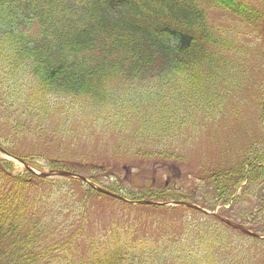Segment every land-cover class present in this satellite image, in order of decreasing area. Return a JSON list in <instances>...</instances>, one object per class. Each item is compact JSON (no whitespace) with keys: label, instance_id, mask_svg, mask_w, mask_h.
I'll use <instances>...</instances> for the list:
<instances>
[{"label":"trees","instance_id":"16d2710c","mask_svg":"<svg viewBox=\"0 0 264 264\" xmlns=\"http://www.w3.org/2000/svg\"><path fill=\"white\" fill-rule=\"evenodd\" d=\"M75 121L105 140L131 134L152 164L174 160L177 138L200 124L222 126L229 135L182 195L164 184L137 194L94 162L104 176L86 174L62 146L49 166L132 199L218 207L264 233V0H0V146L36 165L38 138L68 139ZM101 198L135 218L86 222ZM248 237L195 209L130 205L0 156V264H255L239 238L264 240Z\"/></svg>","mask_w":264,"mask_h":264},{"label":"rangeland","instance_id":"374dc122","mask_svg":"<svg viewBox=\"0 0 264 264\" xmlns=\"http://www.w3.org/2000/svg\"><path fill=\"white\" fill-rule=\"evenodd\" d=\"M216 127L218 128L209 130L208 126L200 124V134L196 130V133L190 136L188 141H184L181 136L178 137L175 141V146L180 150H175V155L173 154L172 158H170L174 160L166 158L164 159V164L166 165H160L156 169L150 166L151 162L149 160L151 158L139 157L138 152L131 147L129 141L131 134H124L122 138L116 140L114 138L116 135L109 132L108 134L111 136L105 140L101 139V137L106 135L105 129L96 130L93 126L78 125L75 121L73 124L74 132L68 139L67 136L66 139L60 141L57 138L51 140L39 137L34 146L39 147L38 151H36L37 155L40 153L42 155L36 158L35 161H37L42 171H48L50 168L47 164L50 162H47L51 158L60 159L52 151L57 146H62L66 160L84 164L82 170L83 172L86 171V174H95L98 177L104 176L103 173L89 169V166H86L90 162H94L105 166L107 169L105 172L111 175L112 181L119 178L117 181L120 185L126 186L128 190L137 192V194L152 189L155 190L167 181V185L171 189L182 195V193L185 194L183 190L186 189V185H193L197 182L194 178L197 173L190 175V172H195L200 163H208L210 159L214 160L218 144L222 142L226 135H229V133L223 132L222 126ZM245 127L246 125H242L238 129L245 130ZM81 129L85 133L77 137L76 133ZM31 142L26 140L24 145H29ZM138 142L141 141L139 140ZM6 157L11 159V157ZM11 160H13L17 170L22 169L23 165L20 162L15 159ZM124 166L127 168L124 169ZM209 196L210 194L206 195L207 198ZM122 213L129 215L130 218H135L136 211H122L118 205L110 204L108 200L101 198L98 200V204H92L88 211H84L83 215L84 220L88 223L94 221L108 223L114 214ZM100 231H103V228ZM239 242L244 246L250 245L252 250L256 251L255 264H264V247H262L261 242H253L247 238H239ZM77 244L78 249L82 251L84 243L77 241L75 245ZM250 252L254 253L251 250Z\"/></svg>","mask_w":264,"mask_h":264},{"label":"water","instance_id":"95a60500","mask_svg":"<svg viewBox=\"0 0 264 264\" xmlns=\"http://www.w3.org/2000/svg\"><path fill=\"white\" fill-rule=\"evenodd\" d=\"M42 175H65V176H70V177H77V176H78V175L72 174V173H70V172H68V171H61V170H56V171H51V172H48V173H43ZM78 177H79V176H78ZM98 190H100V191H102V192H104V193H106V194H109V195H111V196H114V197L120 198L119 196L114 195V194H112V193H109V192H107V191H104V190H101V189H98ZM137 203H140V202H137ZM175 204H181V205H185V206H189V207L198 208L197 206L192 205V204H190V203H186V202H175ZM225 222H226L227 224H229V225L235 227V228H239V229H241V230L244 231V232H249L246 228H244V227H242V226H240V225H238V224H235V223H233V222H231V221H229V220H225ZM253 235H255V234H253Z\"/></svg>","mask_w":264,"mask_h":264}]
</instances>
